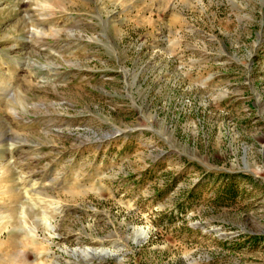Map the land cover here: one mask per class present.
<instances>
[{"label":"rangeland","instance_id":"rangeland-1","mask_svg":"<svg viewBox=\"0 0 264 264\" xmlns=\"http://www.w3.org/2000/svg\"><path fill=\"white\" fill-rule=\"evenodd\" d=\"M0 237V264H264V0H0Z\"/></svg>","mask_w":264,"mask_h":264},{"label":"bare ground","instance_id":"bare-ground-1","mask_svg":"<svg viewBox=\"0 0 264 264\" xmlns=\"http://www.w3.org/2000/svg\"><path fill=\"white\" fill-rule=\"evenodd\" d=\"M34 26H35V24H34ZM16 38V37H15ZM39 39V38H38ZM18 44V41H15V42H13V45H17ZM3 62H5L6 64H7V62L6 61H3ZM138 230V236H142L143 237V239L147 236V231L146 230H144L143 228H139V229H137ZM32 237H34V235H32ZM1 242H4V241H2L1 240V237H0V248H1V245L3 244V243H1ZM138 244V243H137ZM102 252V251H101ZM104 252V251H103ZM107 252V251H106ZM107 255L109 254L108 252L106 253Z\"/></svg>","mask_w":264,"mask_h":264}]
</instances>
